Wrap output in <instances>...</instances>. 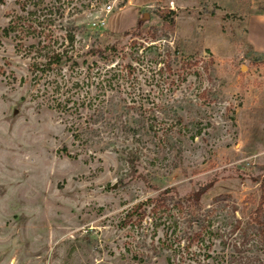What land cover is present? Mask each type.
<instances>
[{
	"label": "rangeland",
	"instance_id": "obj_1",
	"mask_svg": "<svg viewBox=\"0 0 264 264\" xmlns=\"http://www.w3.org/2000/svg\"><path fill=\"white\" fill-rule=\"evenodd\" d=\"M112 1L0 3V264H264V54L244 36L264 0H163L126 37L100 24ZM27 11L67 51L39 81L26 52L38 38L1 36ZM103 43L118 48L109 61L85 56ZM102 94L100 132L74 141V115L54 106Z\"/></svg>",
	"mask_w": 264,
	"mask_h": 264
},
{
	"label": "trees",
	"instance_id": "obj_2",
	"mask_svg": "<svg viewBox=\"0 0 264 264\" xmlns=\"http://www.w3.org/2000/svg\"><path fill=\"white\" fill-rule=\"evenodd\" d=\"M0 3H3V0H0ZM14 3L18 5L20 10L22 11H25L26 6H28L29 4H32V6H36V4L33 3V0H14ZM52 9H54L52 6L46 7L47 13L51 14ZM61 10L62 9L60 6L54 9L56 14H58L59 16L62 15ZM35 15V11H27L25 16L14 15L8 21L7 26L2 29L1 36L4 38L13 37L14 39H20L24 35H32V37L38 38L36 43H32L27 47L26 52L27 54H31L32 61L29 64L28 70L32 75V80L39 81L40 79L45 77L47 71L50 70L52 66L59 65L63 59L67 58V51L66 47L62 49L63 43H60L58 45V42L56 41L48 40L45 36L43 38L41 37L44 29L51 25V20L43 18L41 21H38V18H36ZM172 15L173 12L167 10L165 14L160 17L162 21V26L168 29L169 31L174 30V23L171 19ZM32 17L35 18L33 19ZM134 30L135 28H132L128 31H124L120 34H117V37L131 36L133 35ZM73 40L74 36L66 33L64 41H67L68 46H72ZM117 53L118 48L116 45H108L106 43H103L98 46L90 47L86 51L85 56L95 60L109 61L108 59ZM128 70L131 71V68L129 66L125 70L126 75L128 74ZM115 77L119 78V75H115L114 73L113 75H110L108 79L100 81L98 85L100 84V87H103L105 89L106 84L110 86L113 80L112 78ZM56 88L57 87H55V89ZM94 98L98 100L94 101ZM106 98L107 97H105V94H102V96L95 97L84 96L81 98H77L76 100H73L72 97H69L64 102H59L54 106V108H56L60 112L67 113L69 115H74V122L69 128L74 141L81 140L83 136H94L100 132V128L95 127V124L97 121L105 118L104 103ZM175 118H177L176 122H179L180 118L176 114ZM76 120H83V123H77L78 121ZM128 128L129 125L127 122L121 123L120 129L122 131H127ZM64 154H66L68 157H71V155L67 153ZM168 192H173V190L165 191L163 192V195L168 194ZM204 192L205 188L194 191L188 196L184 197V202H186L190 207L194 208L200 203ZM146 202L150 201L147 200ZM259 206L260 204L254 210L255 217L253 220L255 222H257V217L260 213ZM136 210L137 208H134L133 212H135ZM200 238V234L194 233L187 242V245L183 246L182 248H179L180 245L176 247L182 253L188 252L189 248L192 247L191 244L194 241L199 240ZM190 256L194 255L190 254ZM204 257L209 258L208 255H205Z\"/></svg>",
	"mask_w": 264,
	"mask_h": 264
},
{
	"label": "crops",
	"instance_id": "obj_3",
	"mask_svg": "<svg viewBox=\"0 0 264 264\" xmlns=\"http://www.w3.org/2000/svg\"><path fill=\"white\" fill-rule=\"evenodd\" d=\"M162 1L123 0L122 5L110 13L103 25L112 32H122L135 25L140 9ZM244 36L253 53L264 54V14L250 15L246 18ZM10 259L15 260L13 257Z\"/></svg>",
	"mask_w": 264,
	"mask_h": 264
},
{
	"label": "built area",
	"instance_id": "obj_4",
	"mask_svg": "<svg viewBox=\"0 0 264 264\" xmlns=\"http://www.w3.org/2000/svg\"><path fill=\"white\" fill-rule=\"evenodd\" d=\"M115 2H117V0H114V1H112L111 3H109V4H107V5H105L104 7H103V9H102V11H103V13L104 14H109V13H111V11L114 9V7H115ZM120 2H123V0H121ZM100 24H104V21L102 20V21H100Z\"/></svg>",
	"mask_w": 264,
	"mask_h": 264
}]
</instances>
